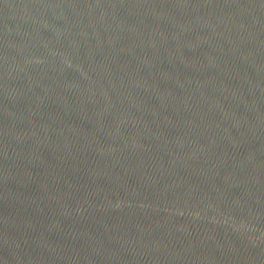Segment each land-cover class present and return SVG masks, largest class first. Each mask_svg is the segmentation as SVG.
<instances>
[{"label":"water","instance_id":"water-1","mask_svg":"<svg viewBox=\"0 0 264 264\" xmlns=\"http://www.w3.org/2000/svg\"><path fill=\"white\" fill-rule=\"evenodd\" d=\"M0 264H264V0H0Z\"/></svg>","mask_w":264,"mask_h":264}]
</instances>
